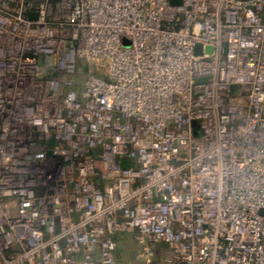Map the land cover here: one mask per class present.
Returning a JSON list of instances; mask_svg holds the SVG:
<instances>
[{
	"label": "built area",
	"instance_id": "1",
	"mask_svg": "<svg viewBox=\"0 0 264 264\" xmlns=\"http://www.w3.org/2000/svg\"><path fill=\"white\" fill-rule=\"evenodd\" d=\"M126 233L264 264V0H0V264H126Z\"/></svg>",
	"mask_w": 264,
	"mask_h": 264
},
{
	"label": "rangeland",
	"instance_id": "2",
	"mask_svg": "<svg viewBox=\"0 0 264 264\" xmlns=\"http://www.w3.org/2000/svg\"><path fill=\"white\" fill-rule=\"evenodd\" d=\"M118 254L122 262L126 264H138L137 255L140 253L141 245L135 233L118 235ZM162 252H159L158 260L161 263Z\"/></svg>",
	"mask_w": 264,
	"mask_h": 264
},
{
	"label": "water",
	"instance_id": "3",
	"mask_svg": "<svg viewBox=\"0 0 264 264\" xmlns=\"http://www.w3.org/2000/svg\"><path fill=\"white\" fill-rule=\"evenodd\" d=\"M171 3L180 5L181 4V0H171ZM31 17H35V15H32ZM208 50H211V48H209ZM200 52H201V47L197 46L196 53L200 54Z\"/></svg>",
	"mask_w": 264,
	"mask_h": 264
}]
</instances>
